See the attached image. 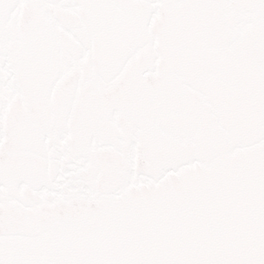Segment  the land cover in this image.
<instances>
[{"label": "snow or ice", "instance_id": "6c2138e0", "mask_svg": "<svg viewBox=\"0 0 264 264\" xmlns=\"http://www.w3.org/2000/svg\"><path fill=\"white\" fill-rule=\"evenodd\" d=\"M0 264H264V0H0Z\"/></svg>", "mask_w": 264, "mask_h": 264}]
</instances>
